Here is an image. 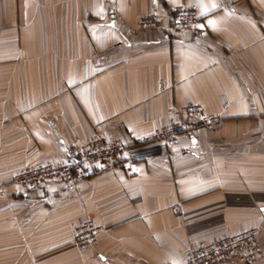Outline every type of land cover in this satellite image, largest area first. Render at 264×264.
I'll use <instances>...</instances> for the list:
<instances>
[{"label":"crops","instance_id":"1","mask_svg":"<svg viewBox=\"0 0 264 264\" xmlns=\"http://www.w3.org/2000/svg\"><path fill=\"white\" fill-rule=\"evenodd\" d=\"M180 4L196 30L171 29ZM149 12L161 25L142 29ZM188 104L223 121L142 141ZM98 135L128 146L131 172L14 181ZM87 218L101 230L80 249ZM252 226L262 255L226 264H264V0H0V264H184Z\"/></svg>","mask_w":264,"mask_h":264},{"label":"built area","instance_id":"2","mask_svg":"<svg viewBox=\"0 0 264 264\" xmlns=\"http://www.w3.org/2000/svg\"><path fill=\"white\" fill-rule=\"evenodd\" d=\"M169 18L173 30H196L200 21L197 10L185 4L173 7ZM160 25L161 19L156 12L144 14L140 19L142 29H153ZM222 121L220 115H208L200 105L188 104L175 110L174 121L170 125L158 128L142 141L170 146L181 134L215 131ZM113 162L121 163L127 172H131L134 165L127 145L98 135L81 146L68 147L63 162L38 164L17 173L14 181L25 188L41 187L49 183H61L73 188L97 169ZM176 213L180 214L181 209L177 208ZM100 230L101 226L92 219H85L74 229V244L80 249L94 245ZM260 234L261 228L252 226L201 243L187 252L184 264H226L232 260L254 263L262 255Z\"/></svg>","mask_w":264,"mask_h":264},{"label":"snow or ice","instance_id":"3","mask_svg":"<svg viewBox=\"0 0 264 264\" xmlns=\"http://www.w3.org/2000/svg\"><path fill=\"white\" fill-rule=\"evenodd\" d=\"M210 23H212V22H210Z\"/></svg>","mask_w":264,"mask_h":264}]
</instances>
